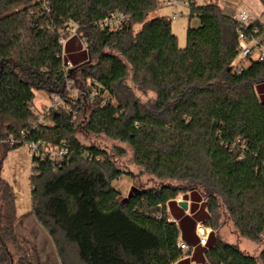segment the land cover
<instances>
[{
  "label": "trees",
  "instance_id": "obj_1",
  "mask_svg": "<svg viewBox=\"0 0 264 264\" xmlns=\"http://www.w3.org/2000/svg\"><path fill=\"white\" fill-rule=\"evenodd\" d=\"M159 9V0H0V141L27 133L6 146L0 166V264H32L11 250L17 208L1 177L8 154L30 142L68 151L56 168L33 157L30 181V212L63 264L70 254L79 264H264V248L253 257L217 234L223 207L241 238L264 237V60L235 66L238 24L217 5H191L189 20L200 25L188 28L184 49ZM117 13L128 20L101 26ZM254 29L263 35L261 24ZM68 81L89 87L90 98L77 102L87 117L74 122L59 109L35 129L36 92L65 99ZM136 93L155 99L144 104ZM80 126L129 146L161 185L124 197L114 183L133 174L109 152L82 145ZM199 223L212 228L205 247Z\"/></svg>",
  "mask_w": 264,
  "mask_h": 264
},
{
  "label": "rangeland",
  "instance_id": "obj_2",
  "mask_svg": "<svg viewBox=\"0 0 264 264\" xmlns=\"http://www.w3.org/2000/svg\"><path fill=\"white\" fill-rule=\"evenodd\" d=\"M171 9L162 8L159 9L157 15L160 16H171ZM179 12L183 13V16L178 20L172 22V32L178 38L179 47L184 49L187 44V30L188 28H198L200 23L197 18L189 20V10L180 8ZM140 28L136 29L138 32ZM254 58H257V54H254ZM75 78H79V74H75ZM84 89H80L79 85L75 83V89H72L70 95L74 100L79 98L89 99V87L86 85ZM66 90V88H65ZM65 101H72L69 98L68 93H65ZM86 95V97L84 96ZM260 95V93H258ZM136 96L144 104L150 103L155 99L153 93H136ZM49 104V97L46 93L36 92V98L34 101V108L37 112L45 108ZM78 106V105H77ZM89 114L85 111L81 117L82 121ZM79 119V118H78ZM80 120V123H82ZM77 138L82 145L96 146L99 147L111 155L112 161L116 167L126 172L133 174L134 178H122L118 182L114 183V187L121 191L124 197H127L133 187L137 188H151L158 187L161 185V181L153 178L147 174H144L143 170L137 166L134 162L133 152L129 146L122 144L118 141H113L105 136H94L88 134L83 129V126L78 128ZM4 142V141H3ZM0 141V166L4 158V153L7 144H3ZM124 151L123 156L118 154V151ZM33 154L30 152L27 146H24L16 151H12L8 154L7 158L3 163L1 177L12 187V192L16 201L17 208V220L15 221L14 231L17 237L18 247L15 249L11 246V250L14 253L15 258H18L25 253L30 257L32 264H63L60 257L58 256L57 250L47 235L42 229L39 223L31 214V176L33 175ZM176 184L175 182L173 183ZM183 200L180 196L177 200ZM203 202L206 203V199L203 198ZM1 205V203H0ZM218 224L221 228L218 231V236L226 243L238 246L244 253L258 257L264 248V237L262 242L259 244L253 243L247 239L241 238L236 229L234 228L233 222L226 214L223 207L219 208L218 211ZM205 223L201 227L210 230L212 228L204 227ZM71 264H79L76 256L70 254L68 257Z\"/></svg>",
  "mask_w": 264,
  "mask_h": 264
},
{
  "label": "built area",
  "instance_id": "obj_3",
  "mask_svg": "<svg viewBox=\"0 0 264 264\" xmlns=\"http://www.w3.org/2000/svg\"><path fill=\"white\" fill-rule=\"evenodd\" d=\"M161 8L171 9V16L170 19L172 21L178 20L180 17L183 16L182 12H179L180 8L188 9L191 5L201 6L203 5L205 0H159ZM233 18L234 21L238 24V37H239V48H238V55L235 61V66L242 70L249 66L250 61H258L264 60V40L262 39V35L259 29H254L252 33H249L248 30L252 27L255 23L253 17L247 12H241L238 15H229ZM128 20L123 14L117 13L112 18L106 19L105 21L101 22V26L103 27H111L116 28L120 26L122 23ZM76 35V29H73V34ZM62 45L64 46L66 43L65 39L61 41ZM254 54H257V58H254ZM73 66L70 63L65 65L66 70L72 69ZM66 90L65 93H68L69 98L72 99L71 104L67 105L66 101L62 96H54L49 98V104L45 106V108L41 109L40 112H37L34 107L31 110L35 113L37 117V124L34 126L36 129L37 127H44L50 125L49 118L53 111L64 109L67 113L73 116V121H77L80 116V111L78 109V100H74L70 95L72 94V89H75V83L73 81H68L66 83ZM96 95V92H94ZM93 95V96H94ZM70 102V101H69ZM26 132H22V140L26 137ZM17 141L15 139H9L8 141H2L3 144H7L11 147H14L18 144L23 143V141ZM27 146L30 152L33 154V157L41 159L43 161L49 160L53 167L56 168L59 163L63 162L67 156L68 151L65 148L61 149H54L50 146H47L43 143H36L30 142L27 143ZM197 234L200 240V245L205 247L207 245L209 239V231L201 225L197 227ZM178 247L183 250H189L188 246L180 239L178 242Z\"/></svg>",
  "mask_w": 264,
  "mask_h": 264
},
{
  "label": "crops",
  "instance_id": "obj_4",
  "mask_svg": "<svg viewBox=\"0 0 264 264\" xmlns=\"http://www.w3.org/2000/svg\"><path fill=\"white\" fill-rule=\"evenodd\" d=\"M205 4H214L219 6L223 11V13L228 16L233 14L238 15L241 12H247L253 17L254 22L261 24L264 29V4L262 0H205L203 5ZM262 39L264 40V33L262 35ZM182 198L184 199L183 196ZM180 202L188 203L189 210L185 212L189 214L191 202L186 201L185 199L184 201L182 199L180 201L177 200L178 205ZM171 221L176 222V220L173 217ZM202 224L203 223H199L198 225H202ZM210 233L211 231L209 230V236Z\"/></svg>",
  "mask_w": 264,
  "mask_h": 264
},
{
  "label": "water",
  "instance_id": "obj_5",
  "mask_svg": "<svg viewBox=\"0 0 264 264\" xmlns=\"http://www.w3.org/2000/svg\"><path fill=\"white\" fill-rule=\"evenodd\" d=\"M179 205L184 211H188L189 210V205H188L187 202H180Z\"/></svg>",
  "mask_w": 264,
  "mask_h": 264
}]
</instances>
